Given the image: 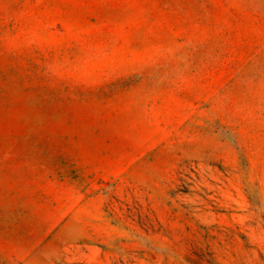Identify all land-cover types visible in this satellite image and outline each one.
<instances>
[{
	"label": "rangeland",
	"instance_id": "1",
	"mask_svg": "<svg viewBox=\"0 0 264 264\" xmlns=\"http://www.w3.org/2000/svg\"><path fill=\"white\" fill-rule=\"evenodd\" d=\"M0 264H264V0H0Z\"/></svg>",
	"mask_w": 264,
	"mask_h": 264
}]
</instances>
